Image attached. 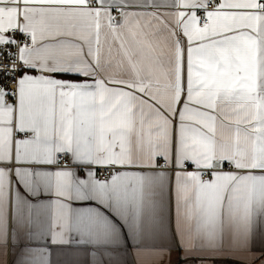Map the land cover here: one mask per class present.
<instances>
[{"label":"snow or ice","instance_id":"snow-or-ice-1","mask_svg":"<svg viewBox=\"0 0 264 264\" xmlns=\"http://www.w3.org/2000/svg\"><path fill=\"white\" fill-rule=\"evenodd\" d=\"M257 247L264 0H0V261Z\"/></svg>","mask_w":264,"mask_h":264},{"label":"crops","instance_id":"crops-1","mask_svg":"<svg viewBox=\"0 0 264 264\" xmlns=\"http://www.w3.org/2000/svg\"><path fill=\"white\" fill-rule=\"evenodd\" d=\"M177 254L173 255V259L176 258ZM254 260L253 264H262V261H264V254H262L259 250V247H257L254 250ZM15 260V255L12 253L11 250H9L8 255L4 258L3 261H0V264H13V261Z\"/></svg>","mask_w":264,"mask_h":264}]
</instances>
